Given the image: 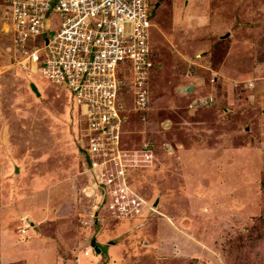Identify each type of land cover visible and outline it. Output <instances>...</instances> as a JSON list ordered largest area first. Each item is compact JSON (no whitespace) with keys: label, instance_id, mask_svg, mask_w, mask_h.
Here are the masks:
<instances>
[{"label":"rangeland","instance_id":"obj_1","mask_svg":"<svg viewBox=\"0 0 264 264\" xmlns=\"http://www.w3.org/2000/svg\"><path fill=\"white\" fill-rule=\"evenodd\" d=\"M150 1L154 105L146 115L130 112L120 133L127 158L137 152L126 182L148 206L116 219L98 205L93 164L80 153L79 109L67 88L18 63L0 0V246L15 252L0 253V264H80L88 251L102 255L94 240L102 251L113 240L128 256L134 249L124 264H264V0L211 1L210 8L227 3L216 13L229 21L227 41L206 21L215 12L186 20L181 0ZM156 1H164L160 11ZM247 45L242 66H224ZM215 75L211 109L191 105L199 95L178 93L182 83L198 87L201 76L212 84ZM246 80L255 91L244 89ZM249 94L256 106L247 105ZM149 143L152 156H141Z\"/></svg>","mask_w":264,"mask_h":264},{"label":"built area","instance_id":"obj_2","mask_svg":"<svg viewBox=\"0 0 264 264\" xmlns=\"http://www.w3.org/2000/svg\"><path fill=\"white\" fill-rule=\"evenodd\" d=\"M3 1L7 31L21 55L18 63L24 69L37 68L41 78L67 88L80 107L86 123L81 148L104 187L105 206L119 219L139 215L146 204L125 179L137 152L127 158L120 133L130 112L150 109L151 1ZM213 102L211 96L199 97L191 105ZM150 146H144L141 156H152ZM100 164L110 169L98 171Z\"/></svg>","mask_w":264,"mask_h":264},{"label":"crops","instance_id":"obj_3","mask_svg":"<svg viewBox=\"0 0 264 264\" xmlns=\"http://www.w3.org/2000/svg\"><path fill=\"white\" fill-rule=\"evenodd\" d=\"M182 1V6H181V10L182 11H184V13H186L185 15L186 16H184V19H186V20H192V17H195V19L196 18H198V17H200L201 19H202V17H204L202 14H201V12L202 11H209V12H215V14L214 15H209L208 13L205 15V18H206V21H208V20H212V26H213V29H215V34H216V36H217V38H218V40H223V41H227V40H229V39H231V36H232V33L230 32V27L228 26L229 24V21H227V20H224V19H226V17H224L223 15H217L216 13H219V12H222V10H226L227 8H228V6H226V2H225V4H224V6H216V5H214V7H212V8H210V5H211V1L212 0H202V2H201V4H204L203 6H201L200 7V9H199V7L198 6H195V0L193 1V0H181ZM208 1V2H207ZM220 1V0H219ZM228 1V0H227ZM231 1V0H230ZM157 3L155 4V6H156V8L157 9H159V11H160V8L163 6V3H164V1H156ZM229 2V1H228ZM178 4V3H177ZM223 4V3H222ZM218 7V8H217ZM201 11V12H200ZM216 16H217V19H216ZM219 20H222V22L221 23H218V21ZM225 32H227L226 34H224ZM225 35H228L227 37H225ZM239 44H241V45H243L242 43H239ZM244 46V45H243ZM250 46H246V54H238V55H236V56H234L233 58H232V60H231V62L229 63V64H227V63H225V65L224 66H226V67H228V68H230V69H233V68H235V65L234 64H236V63H240V66H242L243 65V60L244 61H246L245 60V57L249 54H251L250 52H249V50H250ZM197 61H201V59H203L202 58V56L201 55H198L197 56ZM241 59H242V61H241ZM197 61H194L193 63V66H195L196 65V69L198 68V67H202V65H199V63L197 62ZM153 73V72H152ZM152 73H151V75H152ZM198 74V73H197ZM196 77V76H195ZM199 79V76H197L196 77V80H198ZM150 80H151V77H150ZM203 80V78L200 76V79H199V81L201 82V83H203L207 88V90L209 91L208 92V94H210V93H213V92H211L210 91V89L213 87V90H215L217 87H216V81L215 82H211L212 84H206L205 82H203L202 81ZM247 82L245 83V87H244V89L245 90H247V92H251V91H253L255 88H253V86L249 83V81L248 80H246ZM201 83H200V85H201ZM200 85L197 87L194 83H182L177 89H178V93L180 94V95H189L190 94V92H192V96L193 97H195V96H197V95H199V97H205L206 95H208V94H205V92L204 93H201L200 91H204V88H201L200 87ZM190 88H192V91H187V89H190ZM249 90V91H248ZM233 91V90H232ZM255 91V90H254ZM234 92H236V91H234ZM239 93V92H238ZM237 93V94H238ZM68 94H69V96H71L70 95V93H69V91H68ZM214 94V93H213ZM238 96H239V98H240V93L238 94ZM253 96H254V94H249V99H247V105H250L251 103H253L254 102V106H256V102L252 99L253 98ZM151 97H152V90H151V96H150V109H151V107H152V105H154V103H153V101L151 100ZM198 97V96H197ZM215 97V96H214ZM223 98V96H221V99ZM193 99V98H192ZM215 99H216V97H215ZM216 101L217 100H215V102L212 104V105H210V106H207L206 108H208V109H211V108H213V106H217V103H216ZM74 104H75V106L80 110V107L74 102ZM252 105V104H251ZM150 109H149V111H150ZM149 111H148V113H149ZM147 113V114H148ZM78 114H81L79 111H78ZM165 124V123H164ZM163 124V125H164ZM96 191H97V188H96ZM98 203V202H97ZM26 217H28V216H26ZM26 217H25V220H26ZM32 220V219H31ZM4 243V242H3ZM2 243V244H3ZM142 243V242H141ZM105 245L106 244H108V245H106V250H104V251H102L101 252V254L102 255H100L99 257H92V258H90V256L88 255H85V257H87V259L86 260H80L79 261V263L80 264H94L93 262L94 261H96V262H99L101 259H102V257H107V259H112L113 258V260L114 259H116L115 260V262H118L117 264H124V263H126V261L128 260V258L130 257V255H132L134 252H135V250L134 249H132L131 248V251H130V255L128 256V253H126L123 249H121L120 247H121V244H122V241L121 242H118V241H116V240H113V241H109V242H106V243H104ZM140 244V243H139ZM137 246H138V244H136ZM147 245H149L150 246V244H147ZM8 247H11V245H8V246H5V244H3V245H1L0 246V253H2V255H3V257H5L4 256V250H6V251H8V252H12V255H13V253H15V252H13V250H11V249H9ZM139 247V246H138ZM139 249H140V247H139ZM83 255V256H84ZM139 255V254H138ZM7 257H8V254H7ZM91 259H93V260H91Z\"/></svg>","mask_w":264,"mask_h":264},{"label":"clouds","instance_id":"obj_4","mask_svg":"<svg viewBox=\"0 0 264 264\" xmlns=\"http://www.w3.org/2000/svg\"><path fill=\"white\" fill-rule=\"evenodd\" d=\"M215 80H216V75L213 77V79L211 80V82H215ZM55 85V84H54ZM69 93H70V91H69ZM70 95H71V93H70ZM212 97L213 99H214V102H215V97L213 96V94L212 93H210V94H208L207 96H205V97ZM204 97V96H203ZM213 102V103H214ZM212 103V104H213ZM211 104V105H212ZM79 106V105H78ZM149 110V109H148ZM79 112H80V110H79ZM134 113H141V112H134ZM148 113V111L147 112H145V113H141V115H146ZM80 153L82 154V156L83 157H85L86 159H87V156H86V153H85V151L82 149V148H80ZM88 160V159H87ZM89 161V160H88ZM88 163V162H87ZM129 172V171H128ZM91 184H92V181H91ZM101 187V189H100V187ZM94 187L95 188H97V192L98 193H100V195H101V197H100V199H99V201H98V205L99 206H102L103 205V209H104V211L106 212V213H109L110 214V216L112 217V218H116V217H113L112 215H111V213L109 212V210L107 209V207L105 206V202H106V199H107V196L105 195V191H104V187L101 185V184H98V181L96 180V183H95V185H94ZM103 201V202H102ZM146 206H148L147 204L144 206V208H146ZM144 208H143V210H144ZM132 218H134V217H132ZM140 218V217H139ZM116 219H119V218H116ZM125 219H130V218H125ZM27 222V221H26ZM25 231H23V228H22V230H21V232L22 233H26V229H24ZM92 247V246H91ZM100 247V246H99ZM93 250H95L94 249V247H93ZM92 250V248H91V251L90 252H92L93 251ZM96 252V251H95ZM101 252H102V249H101ZM86 255H89V251L88 252H86ZM90 256V255H89Z\"/></svg>","mask_w":264,"mask_h":264},{"label":"water","instance_id":"obj_5","mask_svg":"<svg viewBox=\"0 0 264 264\" xmlns=\"http://www.w3.org/2000/svg\"><path fill=\"white\" fill-rule=\"evenodd\" d=\"M227 36H228V35H225V37H227ZM31 88H32V90H33L38 96H40V92H39V90H38V87H37L34 83L31 84ZM187 91H192V88L187 89ZM16 171H18V168L16 169ZM158 202H159V199L156 200L155 206L158 205ZM28 221H29V223H30L31 225L34 224L33 221H31L30 219H28ZM92 247H94V249H95V251H96L97 253H101V248L99 247V245L96 243L95 240H94L93 243H92Z\"/></svg>","mask_w":264,"mask_h":264},{"label":"bare ground","instance_id":"obj_6","mask_svg":"<svg viewBox=\"0 0 264 264\" xmlns=\"http://www.w3.org/2000/svg\"><path fill=\"white\" fill-rule=\"evenodd\" d=\"M242 125V124H241ZM249 143V142H248ZM18 172V171H17ZM28 219H30L29 217H26V220L28 221ZM31 220V219H30ZM149 223V222H148ZM144 226V225H143ZM147 226V225H146Z\"/></svg>","mask_w":264,"mask_h":264}]
</instances>
